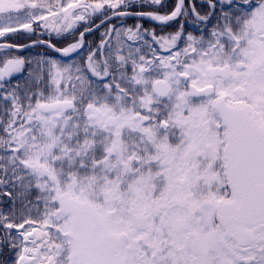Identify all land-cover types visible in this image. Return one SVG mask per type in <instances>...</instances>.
I'll return each instance as SVG.
<instances>
[{
    "label": "snow or ice",
    "instance_id": "6c2138e0",
    "mask_svg": "<svg viewBox=\"0 0 264 264\" xmlns=\"http://www.w3.org/2000/svg\"><path fill=\"white\" fill-rule=\"evenodd\" d=\"M168 8L0 0L11 264H264V0Z\"/></svg>",
    "mask_w": 264,
    "mask_h": 264
},
{
    "label": "flooded vegetation",
    "instance_id": "af4514ba",
    "mask_svg": "<svg viewBox=\"0 0 264 264\" xmlns=\"http://www.w3.org/2000/svg\"><path fill=\"white\" fill-rule=\"evenodd\" d=\"M168 4H169V8L168 10H170L171 8V5L173 4L174 0H167ZM193 2L196 4L197 8L201 11V14H204L207 9L206 8H201V0H193ZM186 3H187V0H186ZM143 11H151L152 9H142ZM163 11V10H162ZM137 21L134 19V18H130L126 21V23L128 25H134ZM113 23H116V21H113ZM140 23L143 24L144 28H153L155 27L156 28V31H157V34H161V29L158 25H154L153 23H151L150 21L148 20H141ZM179 25V22L177 21L176 23L174 24H171L170 26L166 27L163 29L164 32H171V31H175L176 28L178 27ZM187 30H190L187 28L186 26V31ZM100 31H103V29H101ZM99 37H100V34L97 35L92 41H98L99 40ZM87 41V40H86Z\"/></svg>",
    "mask_w": 264,
    "mask_h": 264
},
{
    "label": "trees",
    "instance_id": "16d2710c",
    "mask_svg": "<svg viewBox=\"0 0 264 264\" xmlns=\"http://www.w3.org/2000/svg\"><path fill=\"white\" fill-rule=\"evenodd\" d=\"M80 30H83L82 28ZM100 32H94L91 35L86 36L87 41H92L97 35H99ZM78 35V33H77ZM35 37H33L34 39ZM15 42L17 43H28L29 41L27 39H17ZM34 51H41V49H35ZM23 55H30V52H23L21 53ZM0 199H3V197H0ZM14 257V253H10L6 248H0V264H3L4 261H8L9 264H11V258Z\"/></svg>",
    "mask_w": 264,
    "mask_h": 264
}]
</instances>
